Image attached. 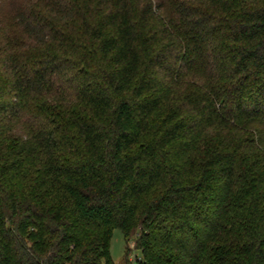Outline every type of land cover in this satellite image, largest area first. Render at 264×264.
I'll use <instances>...</instances> for the list:
<instances>
[{
    "label": "trees",
    "instance_id": "1",
    "mask_svg": "<svg viewBox=\"0 0 264 264\" xmlns=\"http://www.w3.org/2000/svg\"><path fill=\"white\" fill-rule=\"evenodd\" d=\"M114 229L264 264V0H0V264H108Z\"/></svg>",
    "mask_w": 264,
    "mask_h": 264
},
{
    "label": "rangeland",
    "instance_id": "2",
    "mask_svg": "<svg viewBox=\"0 0 264 264\" xmlns=\"http://www.w3.org/2000/svg\"><path fill=\"white\" fill-rule=\"evenodd\" d=\"M129 249L127 252L122 232L114 229L109 247L110 262L108 264H125L126 260L127 264H139L138 260H142L140 251L133 245H129Z\"/></svg>",
    "mask_w": 264,
    "mask_h": 264
}]
</instances>
